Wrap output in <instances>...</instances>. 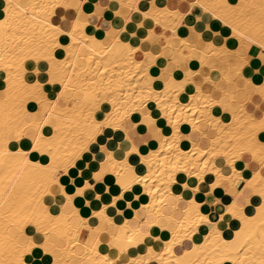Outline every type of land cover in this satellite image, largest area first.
Returning <instances> with one entry per match:
<instances>
[{
	"label": "bare ground",
	"instance_id": "1",
	"mask_svg": "<svg viewBox=\"0 0 264 264\" xmlns=\"http://www.w3.org/2000/svg\"><path fill=\"white\" fill-rule=\"evenodd\" d=\"M82 1L0 0V264H264V172L242 173L244 152L264 166V114L234 103L245 88L264 102V76L234 80L254 59L264 66V0H109L100 23ZM61 11L66 25L55 21ZM155 24L167 33L142 48ZM161 57L163 76L151 72ZM214 72L233 85L221 98L207 88H218ZM133 130L151 135L139 143ZM85 152L93 160L81 168ZM207 179L211 192L237 188L219 214L195 198ZM123 205L141 207L129 218ZM228 217L240 222L229 237Z\"/></svg>",
	"mask_w": 264,
	"mask_h": 264
},
{
	"label": "crops",
	"instance_id": "2",
	"mask_svg": "<svg viewBox=\"0 0 264 264\" xmlns=\"http://www.w3.org/2000/svg\"><path fill=\"white\" fill-rule=\"evenodd\" d=\"M163 1L165 3L171 5V6H175V5L178 4V2H181L180 0H163ZM185 2L186 1H184L182 4H180V7L183 8V9L186 8ZM108 5H109V0H83L82 1V7L85 9V11H87V12L95 11L94 15H90L89 19L91 21H95V22H98V23L103 21V19H102L103 14H106V13L108 14V12H107V6ZM139 5L142 8H144V7L146 8V7H148L149 4L147 3L146 0H140L139 1ZM62 14H63L62 11L59 12V13L57 12V14L55 15V21H59L63 25H66L68 23V21H69L71 16L70 15H65V18L62 17V18H64V19H62L61 18V16H63ZM148 24H146V25H148ZM218 27L220 28L221 24ZM165 33H167L166 29H164L162 26H160L158 24H155L153 26L152 31L147 35L148 36L147 40L141 41L139 44L142 46V48H145V49H147L149 47L152 48V49H155L157 47L158 43H161V40L159 38L160 34H165ZM189 33H190V30L187 31V36H189L188 35ZM190 39L192 41H194L196 39V37L194 35H190ZM229 39H230L229 43L231 45H237V43L235 44V42L232 41L233 40L232 38H229ZM134 44H136V42H134ZM256 50H257V48L254 47L252 49V53H255ZM252 53H248L247 54L248 59H252V57H253ZM136 55L138 57L144 58L147 61L150 60L149 55H146L144 53V49L137 50L136 51ZM172 55H173V53L170 52L169 50L165 51V57L166 58L172 57ZM163 63H164V59L162 57L159 58L158 62L151 66V72L153 74H156V75L159 74V75L163 76L162 75V69H161V66L163 65ZM217 70L218 71H222V70L223 71H227L228 67L223 61H220L217 64ZM204 72H206L205 69H204ZM211 75H212V77L216 78V81L218 82V88H216V89H213L211 87H207V88L211 91L212 94L215 93V95L213 94L215 97H218V98L222 97V94H221V91H220V89H222V88L226 87L230 91L233 90V85H227V82L225 80H221V77L220 76L218 77L217 73L214 72ZM242 75H243L242 79H241V77L235 76L234 80L237 83H242L244 81L245 77L251 76V81L253 83L260 82L261 79L264 76V66L257 59H254L251 63H248V64L244 65V67L242 69ZM200 80L201 79L199 77L198 81H200ZM55 86H54V88L56 89L57 86L56 87ZM50 93H51V95H53V92H50ZM251 95H253V98L256 101H250L249 97ZM241 102H245L246 108H248L255 116H260V115L264 114V102L261 99H259L258 97L255 96V93H253V90L245 88L244 90L240 91L237 94V100L234 102L235 106H239V104ZM231 104H232L231 101L227 102L228 106H230ZM45 107H46V105H45ZM157 119H158V122L160 124H163V118L162 117L157 116ZM141 132H138V130L131 131L132 136H133V138H134V140L136 142L140 143L141 141H143L145 139H148L150 137V135H151L150 132L147 131V130L146 131H141ZM25 135H26L27 138L32 137L33 132L30 130V128L26 129ZM26 141H27L26 139L22 140V146L23 147H26V146L28 147L29 143L26 142ZM106 143H107V145L109 147L110 146L114 147L115 138L107 139ZM96 147L99 148V144L98 143H93V149H95ZM104 149L107 150V146H104ZM143 153L145 155H147L149 152H148V150L143 149ZM243 158L250 161L249 165H248V169H244L243 170V174L248 175V174H250L252 171H254L256 169H260L261 171L263 170L262 173L264 172V169H263L264 166H262V165L260 166L255 161H251L248 154L243 155ZM90 160H93V153L91 154V153L85 152V153L82 154V157L78 160L77 165L79 167H81V168H84L86 163H87V161H90ZM133 161H136V159H133ZM218 163L221 164L225 170H227L226 168H228V167L226 165H224L221 160H218ZM207 180L205 181L206 183L203 182L202 183L203 185L201 184L200 189L195 192V198L201 200L200 208L203 211L208 212V213H213V214H219L223 210L224 205L226 203H228L229 201H231L233 196L235 194H237V188L235 186L231 185V184L223 183L214 192L213 191L211 192V191H209V185H208L209 180L208 181ZM100 183L101 182H96L94 184V186H95V187L93 186L94 190H96L98 192H101L103 194V196H104L103 197V201L104 202L110 200L111 199V195H109L108 197L107 196L105 197V195L103 193L104 184L103 183L100 184ZM70 184L69 183L67 184V189L69 190V193H73L74 190H73L72 186L74 184L73 183H70ZM242 192L244 194L248 195L250 191L247 190V189H243ZM211 195L214 196V197H212ZM216 196H218V198H219L218 201H216L217 200ZM208 199H210V200H208ZM238 199L241 202L244 201L243 197L239 196ZM258 201H259V196H257L256 194H251L249 202H247L245 204L246 211L249 212V213L252 212V210H253L252 209V205L257 203ZM97 203L99 204V201L92 199L91 206L92 207L93 206L96 207V206H98ZM140 207H141L140 205H137V206L134 207V209H131L130 207H128L126 205H123L122 209H123V212L125 214H127L129 218H132L134 216L135 209H139ZM62 209L65 212L69 213V212H71L72 207H71L70 204L66 203V204H64L62 206ZM143 219L144 218L140 219L141 222L143 221ZM71 221L75 225L80 224V220H78V219L73 218ZM227 224H228V226H227ZM239 225H240L239 220L237 218H234V217H228L225 220L221 221V223H220V226H221V228L223 230V233L227 237H229L233 233L232 230L238 228ZM81 228H82V231L84 233H86L88 236L94 237L96 235V231L92 230L87 224H85L84 226L82 224ZM239 234L242 237L241 231H239ZM24 238L25 237L23 236L22 239H24ZM156 242H158V241H156ZM157 244H159V242ZM189 245H190V243L186 244V246H189ZM40 256L39 255H35V257H40ZM123 261H125V257H123V260L122 259H119V261L116 260L114 262V264H123Z\"/></svg>",
	"mask_w": 264,
	"mask_h": 264
},
{
	"label": "rangeland",
	"instance_id": "3",
	"mask_svg": "<svg viewBox=\"0 0 264 264\" xmlns=\"http://www.w3.org/2000/svg\"><path fill=\"white\" fill-rule=\"evenodd\" d=\"M31 63H32V61H30ZM33 64V63H32ZM3 74H2V70H0V78H1V76H2ZM4 76V75H3ZM57 86V85H56ZM97 112H98V115H100V113H99V111H96L95 113H96V115H97ZM245 154H248L249 155V157L250 158H252L251 157V154L248 152H244L243 153V155H245ZM252 161H254V160H252ZM256 163H257V161H255ZM242 173H243V169H242ZM245 175V174H244ZM85 225V223H83V226ZM36 232V233H35ZM38 231H36L35 230V228H34V240L35 241H37V240H41V239H43V237H42V235H41V233L40 232H38ZM36 234H37V236H36ZM38 237V238H37ZM36 250V249H35Z\"/></svg>",
	"mask_w": 264,
	"mask_h": 264
}]
</instances>
